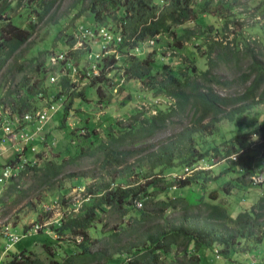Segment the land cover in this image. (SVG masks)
<instances>
[{"label":"trees","instance_id":"trees-1","mask_svg":"<svg viewBox=\"0 0 264 264\" xmlns=\"http://www.w3.org/2000/svg\"><path fill=\"white\" fill-rule=\"evenodd\" d=\"M61 1L38 0L37 7L32 8L28 15H34L37 22H41L48 16L53 6ZM262 3L264 5V0ZM74 4L77 7L83 5V9L92 21L82 22L66 32L63 41L64 51H59V53L66 52L68 61L76 62L74 78H70L72 70L67 68L70 76L59 77L55 84L48 83L55 87V93L53 96L47 93L45 105L56 103L62 98L67 100L66 106L62 109L59 127L66 130L68 136L73 135V128L67 127L65 122L70 113L76 112L77 102L87 101L91 95L90 99H95L96 104L107 106L111 98L117 96L114 90H130V87L128 88L130 82L140 87L143 97L150 94L159 96L171 106L154 105L156 114L153 116L141 112L134 114L127 126H122V121L106 126L102 134L103 138L107 137V140L103 143H96L98 137L94 134L98 126L102 127L101 124L96 126L87 122L81 123L80 131L75 136L83 137L84 140L90 139L96 147L87 145L83 149L79 144H75L72 147L75 153L71 156L69 154L67 163H74L78 159L76 156L79 151H81V159L84 156L94 158V152H100L101 160H95L94 163H99L100 169L104 170L103 173H106L109 168L116 169L125 163L127 155L135 154L122 150L125 146L135 142L141 143V140L154 135L166 123H169L168 119L172 120L187 112L191 113L194 119L192 128L195 129L197 125L200 128L199 135L196 137L192 130H185L176 141H169L159 148L158 153L150 154L148 169L157 168L158 175L152 174L156 178L144 184L126 183L127 173L131 168H126L124 174H119L117 182L114 179L106 181L105 178H100L96 184L85 186L78 180L77 186L83 187L88 195L87 202H82L79 207H73L70 199H64L65 194L61 193L60 204L64 214L58 224L51 226L57 240L50 239L47 243H42L51 257L43 261L25 248L9 253L11 255L4 264H203L204 251H213L215 247L219 250L217 255L226 259L224 264H264V183L253 186L249 180L254 190L259 189L256 194L260 196L250 206H246L243 200L237 201L244 207L242 211L239 210L240 212L222 204V198L219 197V195L228 197L231 189L244 190L242 185L245 178L251 179L264 169L259 170L256 167L257 162L261 161L260 156L264 154V117L253 120L249 124L251 133L260 136L257 140L253 139L251 143L254 144L251 149L257 151L252 156L242 150V143L247 137L244 133L234 134L229 141L224 142L225 149L214 146L213 142L205 145L200 142L208 136L203 130H211L210 134L217 131L218 123L222 118L228 122H235L262 103L264 27H260L262 34L254 33L253 29L245 31L259 36H255V52L254 49H249L248 35L236 29L234 31L236 35L232 40L235 46L229 43L224 44L222 41H209L197 46L195 53L204 51L201 53L204 54L202 57L200 55L197 57L205 60L204 71L196 67L189 69L187 66L172 69L171 64L174 58L167 55L169 50L179 53L184 51V57L193 59L194 50L184 46L183 43L188 42L195 33L182 26L192 20L197 22L198 17L209 14L208 17L217 22L215 25L208 26V29H214L223 36L225 32L216 26L218 22L223 24L222 29H225L228 23H232L236 28L240 25V21L233 17L236 9L241 7L239 0H201L200 2L197 0H75ZM10 5L5 0L3 5L0 2V73L5 69V65L8 66V73L25 70V67L20 64L23 60L19 53L28 44L36 27L35 24H30L22 28L14 25L8 15L3 17L10 9ZM241 13L239 11L236 16H240ZM80 16L78 12L76 18ZM197 23L199 27H203L204 20ZM80 25L88 28L104 27L123 39L117 46V52L121 55L119 60L116 61L113 54L102 58L98 75L91 73L84 61L87 60L91 51L95 55L94 52H98L99 46L90 43L82 48H73L76 43L75 31ZM176 28L180 29L178 34ZM168 38L174 39L172 44L166 42ZM149 41H152L153 45H149ZM240 42L243 49L239 47ZM159 44L166 45L167 50L159 53L155 48ZM135 50L145 52L137 54ZM158 57L163 61L159 71L154 67ZM245 59L248 61L247 73L241 74L236 79L233 78L231 82H220L218 76L214 74V71L223 64L239 67L241 61ZM31 62L35 63L36 59H32ZM29 82L30 80L25 81L22 78V82L13 91H8L6 96L12 113L19 116L20 125L31 126L34 122L24 121L21 116L40 110L42 100L36 101L35 96L39 93L46 96L47 90L43 88L42 92H39L37 91L39 89H34ZM233 83L242 86L243 91L221 96L212 87L213 85L228 86ZM5 85L0 87L5 88ZM92 90L95 94H91ZM121 104L125 106L126 101H122ZM131 113L134 112L131 111L129 114ZM140 116L143 118L142 121L138 120ZM206 120L209 121L208 124L201 126L200 124ZM12 128L11 134L14 135L16 129ZM0 131H2L1 128ZM2 132L5 134L4 131ZM23 138L25 137L22 135L19 141L22 142ZM27 144L23 152L16 153L6 163H16L19 155H23L26 159L24 170L18 172V175L14 177L16 180H12V184L5 191L4 199H8L7 202L11 200L12 193L18 197L10 202V206H17L28 198L27 192L39 186H48L49 182L58 177L63 170V163L57 160L51 163L47 158L48 160L44 159L42 164L38 159L43 154H35L29 159L25 157L28 156L27 152L31 148ZM60 147L58 146L57 149ZM91 150L94 151L91 152ZM73 156L76 159H72ZM232 156H235V159L230 160ZM215 158L217 162L223 159L229 162V166L226 169L223 168L217 176H210L208 172L201 169L195 170L197 167L195 165L198 163L205 165ZM211 165L213 164L209 166ZM148 169L143 165L136 168L135 173L139 180L151 177L145 176ZM27 172L36 175V179L33 187L30 186L31 188L23 191L20 189L21 181ZM39 172L41 174H38ZM172 172L179 173L184 178L171 180L164 176ZM229 177L232 180H228ZM213 183H216L218 188L207 192L208 186ZM121 184L124 185L121 186ZM194 185H199L203 193L185 195V189ZM170 193H172V201L167 202L162 199L163 195L168 197ZM7 202L2 203L7 204ZM26 203H28L27 206L30 204ZM178 206L181 207L178 225L171 226L172 228L155 226L137 245L128 243L114 256L106 255V252L91 251L93 241L101 242L105 239L102 245L113 244L121 234L127 236L138 228L150 224L152 219L165 217L162 216L165 211L169 209L176 211ZM103 214H118V221L121 222L118 232L113 230L106 232L102 228ZM129 215L133 222L130 228L127 224H122L124 217ZM56 247L57 251H53L52 248ZM172 248L178 250L174 257H170ZM250 256H254L256 261H251Z\"/></svg>","mask_w":264,"mask_h":264},{"label":"rangeland","instance_id":"rangeland-1","mask_svg":"<svg viewBox=\"0 0 264 264\" xmlns=\"http://www.w3.org/2000/svg\"><path fill=\"white\" fill-rule=\"evenodd\" d=\"M37 1L38 0H21L19 7L16 9H13L8 12V16L13 18L14 21L16 20H22L24 23H20L22 27L26 28L29 24H35L36 27L33 32V36L29 39L28 44L26 47L19 53L21 55V58L23 62L22 64L25 67V70L22 72L14 71L12 73H8L6 69H4L0 73V86H3V84H6L4 87H0V123H6L7 120H12L13 117L11 116L12 110L10 104L7 102L9 99L6 96V93L8 91H13V89L16 88V84L14 82H11V79L17 82V84H20L22 82V78L25 81L30 80L29 84L34 86V89H39L37 91L42 92L41 89L47 90L46 96L39 93L35 96L36 101L42 100L41 105L43 107H47L48 105L45 103L47 102V93L50 96H53L55 93V87L52 85H49L48 83H51L50 79L51 77H57L59 74L61 67L60 66H51L48 63V57L51 54L58 53L59 51H64L63 48V41L66 32H69L71 28L74 26H77L78 24H81L82 22L89 23L92 21L91 18L88 17L87 12L83 9L82 6H76L74 4L75 0H62L60 3H56L51 11L49 12L48 16H46L41 22H37L35 16L32 14L28 15L29 12H31L32 8L37 7ZM201 0H197V2H200ZM263 0H239V3L241 5L240 9H236L235 14H233V17L238 22L240 21V25L238 28H236L232 23H228L227 27L225 29L223 28V24L218 22L216 26L220 27L221 30L225 32V35H220V33L217 31H214V29H208L210 25L217 22L214 19H211V17H208L209 14L204 15V17H198L196 20L197 22L204 20L203 27H199L198 23L195 20L189 21L184 26H182L184 29H190L192 30L195 35L194 37H191V39L188 42H184L183 45L194 50V54L192 55L193 59H188L187 57H184V51L178 52L169 50L167 55L172 56L174 58L171 66L172 69H176L177 67H184L187 66L189 69H192L194 67L200 69L201 71H204L206 69V66L204 65V59L197 58L198 55L201 57L204 54L203 50L199 51V54L196 51L197 46H200L202 43H206L209 41H222L224 44L229 43L231 46H235V42H233L234 31L236 29L242 30L240 33L244 35H248V44L249 49H254V52L256 51V37L258 35H255L253 33L250 34L245 32L247 30H252L254 33L262 34V30L260 27H264V5L262 3ZM15 8V7H14ZM239 11H241L240 16H236V13L239 14ZM80 12L81 16L76 18L77 13ZM217 30V28H215ZM179 28H176V33L178 34ZM203 31V34H201ZM244 32V33H243ZM196 35L198 36L196 38ZM250 35V36H249ZM172 36V35H171ZM256 36V37H255ZM259 37V36H258ZM173 38V37H171ZM174 39L168 38L166 42L172 44ZM239 47L243 49L241 42L238 43ZM162 44L155 48H157V51L159 53L165 52L166 45L162 46ZM113 54L115 57L117 55V51ZM110 54V55H111ZM109 56V55H108ZM106 56V57H108ZM105 57V58H106ZM248 58V57H244ZM32 59H36V62H31ZM170 60V59H169ZM96 62L98 65H100L101 62L99 60ZM76 62H74L75 64ZM84 63H87V60L84 61ZM87 63V68L89 69ZM247 64L248 61L245 59L241 61V64L239 67H236L235 65H221L216 71H214V74H216L220 80V82H231V80L234 78L236 79L243 73H247ZM163 65V61L160 57H158L154 62V67L156 70L159 71L161 66ZM241 69V70H240ZM240 70V72H239ZM99 73V70H98ZM6 76V77H4ZM67 76V75H66ZM75 76V75H74ZM74 76H71L70 78H74ZM60 76H58L59 79ZM233 79V80H234ZM57 82V79L55 80ZM73 82H75L73 80ZM55 84V83H51ZM13 85V87H12ZM130 87V90H120L117 93V96L114 97V100H118V104H108L107 106H100L96 104L95 99L91 101V97H89V100L83 101V102H77L76 103V112L70 113V116L68 115V118L65 122V125L69 128H73V135L71 134L68 136V132L66 130L61 129L60 126V118L62 116V109L66 106L67 100L62 98L58 100L56 103L52 104L55 105L56 112H54L51 116V118L47 121L45 126L42 128V125H38L36 123L33 124L34 131H37V128L39 129V132L42 133L44 129H46V132L42 135L44 141H42L43 144V150H46L47 155L49 157V161L53 163V160L60 161V163H63V170L61 174L51 180L48 184V186L44 187H37L33 189L32 191L27 192L28 193V199H26L21 205L17 206H10L11 200L8 202L7 208H5V214H7V222L10 223L11 227L14 229V224L20 223L23 224L25 227L23 228H29L32 230L33 226L38 225L40 227V230L38 233L34 234L33 239H26L23 243H32L29 245V249H34V254L36 257H38L41 260L46 261L48 257V252L46 249H44L41 246V241L43 239L42 235H47L50 238L55 235L52 234L51 226H53L56 221H58L64 213L61 211V193L63 192L65 194L64 199L69 200L70 204L73 207H79L82 202H87V193L83 187L79 188L80 186H77L78 180L83 182V185L85 186H91L93 184H96L100 178H105L106 181H109L110 179H114L116 182L118 181L117 176L121 173L124 174V170L126 168H131L130 172L127 173L126 183H140L144 184L148 180L155 179L156 177L152 176V174L156 173V176L158 175L157 168L155 170H150L148 165L149 164V158L150 154H153L155 152L158 153L159 148L165 144H167L169 141H176L177 138L185 131V130H192V132H195V136L199 135V127L198 125L194 128L192 120V114L187 112L186 114L182 116H177L175 118L168 119L169 123H166L162 128H160L154 135L144 138V140H141V143L135 142L131 143L130 146H125L122 150H126L127 152H133L135 154L133 155H127L125 163L116 168V169H108L106 173H103L104 170L100 169L99 163H94L95 160L99 161L101 160V153L100 152H94L93 157L84 156V158H80L81 151L77 152V160H75L74 163L68 164L69 160V154L70 156L74 154L73 148L75 144H79L80 147L83 149L86 148L87 145L93 146L90 139H83V137H76L77 132L80 131L81 123H88V119L93 122L92 124H95L96 126L101 124L102 127H97V129L94 131V134L98 137L96 143H103L107 140L106 138H103V129L110 125L114 124L118 121H122V126H127V123L131 121V116L134 114H138L139 112L145 113V115L153 116L156 114L154 110V105L158 106H171L170 103H168L166 100L159 96H154L150 94V96L145 95L144 97L141 94L140 87L134 83L130 82L128 88ZM214 91L221 95V96H227L229 94L243 91L242 86H238L237 84H231L228 86H212ZM223 87V88H222ZM228 87V88H227ZM10 89V90H9ZM7 90V91H6ZM21 94H23L21 92ZM91 94H95L94 90L91 91ZM141 94V95H139ZM130 98V99H127ZM122 101H126V105L123 106L121 104ZM89 102H92V104H89ZM134 112L129 114L130 112ZM127 114V115H126ZM54 116L59 117L58 119L53 118ZM125 116V117H123ZM264 117V98L262 99V103L258 105L254 110H252L250 113L246 115H242L240 119L236 120L235 122H228L225 119H221V121L218 123V129L215 130L213 133L210 134L211 130H203L204 133L208 134V136H205V139H202L200 141L203 145L206 143L209 144L213 142L214 146H220L222 149H225L226 145L224 142L229 141L234 134H246L247 137H245L244 143H242L243 146V152L249 154V156L254 155L257 151H255L253 148L254 144H251L253 142V139L257 140L260 136L259 134H252V129L249 128V124L253 120H260ZM12 118V119H11ZM23 118V117H21ZM53 119V123H52ZM142 116L138 118V120L142 121ZM166 121V122H167ZM55 122L57 124L54 126ZM208 120L202 122L200 125H206L208 124ZM19 122H17L18 124ZM18 126V125H17ZM49 126V127H48ZM79 127V129H78ZM43 129V130H42ZM212 129V128H211ZM69 131V130H68ZM20 133V131L18 132ZM29 133V132H28ZM35 134L30 132L29 134H23V137L29 138L30 135ZM119 135V133H117ZM18 135V134H16ZM76 137V138H75ZM9 146L14 145L15 150L18 148H22L27 140H23L24 142H21L17 139L15 135H7ZM32 138V136H31ZM33 139V138H32ZM54 139V144H48L49 141ZM16 141V142H14ZM14 142V143H13ZM21 142V143H19ZM59 144V145H58ZM20 146V147H19ZM58 146L60 147L59 149ZM91 147V148H92ZM94 150H91V152ZM90 153L89 151H87ZM264 156V154L262 155ZM260 156V162H257V169L264 168V157ZM75 156L72 157V159H76ZM230 160L235 159V156H232L229 158ZM48 160V159H46ZM43 164V161H41ZM40 163V165H41ZM210 164H213L209 166ZM143 165L146 167L147 173L145 176H151L147 179H141L139 180L138 175L135 173V170L138 166ZM134 166V167H133ZM197 166V167H196ZM227 166H229V162L226 159V161L220 160L217 162L216 158L213 159L211 162L207 164L198 163L195 165V170H203L204 172H208L210 176H217L222 172L221 170L224 168L226 169ZM38 174H41L40 172ZM166 178H171V180H178L181 177V174L179 173H169L164 174ZM181 178H184L182 176ZM36 179V175H32V173H29L23 180L21 181V190L25 191L30 186L33 187L34 180ZM248 177L245 178L244 184L242 187L245 189H231L229 191L228 197H223L221 203L224 205L231 206L238 212L239 210L244 208L242 207L241 203H237V201H244V204L246 206H250L253 201H256V198H258L260 195H255V193L259 190H254L252 186L249 184ZM228 180H232V178H228ZM124 184H121L123 186ZM4 184L0 183V189L3 190ZM30 187V188H31ZM217 184L213 183L208 186V190H216ZM248 190H251L253 192H250ZM173 192V191H171ZM198 194L201 195L203 192L199 185H194L192 187H189L185 189V195L191 196L192 194ZM206 195V194H205ZM51 197V198H50ZM162 199H165L167 202H170L173 200L172 193L166 197V195L162 196ZM29 202L30 204L27 206ZM181 207L178 206L176 211H165V213L162 216L161 219L154 218L151 220V223L143 226L141 228H138L136 231L130 233L127 236H123L122 234L117 238L113 244H103V241L101 242H92L91 243V251L92 252H106V255H112L114 256L118 252L122 251V247L125 246L128 243L137 245V243L142 240L150 231L153 229V227L157 228H165L170 227L174 225H178L180 222V216H181ZM69 210V209H67ZM118 214L112 215V214H103L101 216L102 220V228L108 232L110 230H113L114 232H118L120 229L121 222L118 221ZM127 224L128 228H130L133 224L132 220L130 219V215L128 217H124V220L122 221V224ZM35 232V231H33ZM45 233V234H44ZM42 234V235H41ZM67 238V237H65ZM80 241V239H78ZM34 243H36V246H34ZM53 251H57V247L55 249L52 248ZM216 247L211 250L204 251L205 256H202V263L203 264H224L226 259L221 258V255L218 256V258H215L214 251H216ZM219 251V250H218ZM178 250L175 248H172L170 250V257H174L177 254ZM249 259L251 261H256V258L254 256H250Z\"/></svg>","mask_w":264,"mask_h":264},{"label":"built area","instance_id":"built-area-1","mask_svg":"<svg viewBox=\"0 0 264 264\" xmlns=\"http://www.w3.org/2000/svg\"><path fill=\"white\" fill-rule=\"evenodd\" d=\"M75 38H76V43L73 47L74 49L82 48L85 46V44H90V43H94L99 46L98 52H94L95 55H93V51L90 52V54L88 55L89 61H91V59H94L95 61L96 59L102 60V58H105L111 53L116 52L117 46L123 40L120 35H115L104 27L88 28V27H84L83 25L77 27L75 31ZM148 44L152 45L153 42L149 41ZM49 62L52 66H58V65L64 66V69L60 72L59 75L60 77L68 75L66 70L67 68L69 69L70 67H73L71 69L72 70L71 76H74L76 74V69L73 66L72 62L68 61L66 58V52L51 55L49 58ZM69 63L71 64L70 67H69ZM91 64L92 65H90L89 71L94 75H97L100 65L96 64L95 62H92ZM56 79L58 80V76L51 77L50 79L51 83H55ZM54 112H56L55 105L49 104L46 108L35 113L34 115L27 114L23 116V120L24 121L34 120L35 122H37L38 125H42L43 127V125L51 118ZM0 128L2 131L5 132V135H12L11 134L12 128L10 125L5 123H0ZM25 160L26 159L24 158V156L19 155L18 161L16 162L15 165L4 168L3 173L0 177V183H3L5 185L7 180L16 177L18 175V172L23 169ZM253 180L255 182H260L262 180V176H259L258 178H254ZM4 209L5 207L0 203V233L3 234L7 240L5 244V250H8L11 247V245H13L18 239L14 234H12L11 226L8 223L9 221L7 222V216L5 215ZM58 222L59 220L56 221L55 224H58ZM33 229L35 233H38L40 227L36 225L33 226ZM51 233L54 234L53 232ZM51 238L57 240L56 235H53Z\"/></svg>","mask_w":264,"mask_h":264},{"label":"crops","instance_id":"crops-1","mask_svg":"<svg viewBox=\"0 0 264 264\" xmlns=\"http://www.w3.org/2000/svg\"><path fill=\"white\" fill-rule=\"evenodd\" d=\"M3 1L4 0L0 1L1 2V5H3ZM5 1H6V3L8 5H10V4L11 5H10V9L6 12V14L3 15V17L7 16V14H8L9 11H11V10L16 9L17 7H19L20 2H21V0H5ZM9 18H11V17H9ZM11 19H12L14 25L19 26V27H22L20 23H24V21H22V20H16V21H14L13 18H11ZM22 28H24V27H22ZM5 69H6V71L8 70V66L7 65H5ZM11 82H14L16 85H19V84H17V82H15L12 79H11ZM7 84H8V82L6 83V85ZM89 97L92 98L91 95ZM87 99L89 100V98H87ZM92 102H89V104H92ZM111 104H113V105L114 104H118V100H114V98L113 99L111 98ZM44 108H46V107H43L40 110H42ZM40 110H37V112H39ZM33 114H29V115H33ZM11 116L13 117V119L12 118H11L12 120H7L6 119V123L8 125H10L11 128L14 127L16 129V132L15 133L18 134V135H16V134H14V135L16 136L17 143H18V140L20 138H22V133L23 134H29L32 131H33V133H35V134L30 135L28 139H27V137H25V138L22 139V142H24L23 141L24 139L27 140L25 142L24 146L27 144L28 140H30L27 145L28 146H31V148H30V151L27 152V155L28 156H25V157H27L29 159V158H33L35 154H43V156L38 159V160H40V162L43 161L44 159L49 158L48 155H47V152H45L46 150H43V144H42V141L45 140V138L43 139L42 135L46 132V129H44V130L42 129L43 130L42 133L41 132L40 133H37V132H39V129H41V128H37V131L35 132L34 129H32V127H34L33 125H31L32 126L31 127L30 125H20V123L17 124V122H19V116H17L14 113H11ZM21 117H23V116H21ZM53 118L58 119L57 122H59V117L54 116ZM21 119L23 120V118H21ZM32 121L37 124V122H35L34 120H32ZM57 122H55L54 126L57 124ZM52 123H53V119H52ZM88 123H91L92 124L93 122H91V120L88 119ZM45 124L43 125L42 128L47 127V126H45ZM12 131H13V128H12ZM19 131H20V133H18ZM31 136H32L33 139L31 138ZM9 142L10 141H8L7 135H5L2 131H0V177H1L2 173H3L4 168L9 167V166H13V165L16 164V163H12V164H6V163L10 159H12L16 153L23 152L24 146L22 148H18L14 152L15 147H14L13 144L9 146ZM14 142H16V141H14ZM54 142H55L54 139H52L51 141L48 142V144L51 143L53 145ZM19 143H21V142H19ZM24 168H25V164H24V167H23L22 170H24ZM28 173L29 172L25 173L23 177L25 178L26 175H28ZM259 176H262L263 177V180L261 182H255L253 179L256 178V177H259ZM12 180L15 181L16 178L13 177V178L7 180L6 183H5V185H4V187H3V190L0 189V192H1V195H0V203L3 204L5 208H7V205L9 204L8 202L10 200L7 202L8 199H4V194H5V191L8 189V187L12 184ZM249 180H251L253 186L264 183V169L262 170V172H259L258 174H256L254 177H252ZM250 192H253V191H250ZM255 195L257 196L256 193H255ZM11 196H12L11 201L12 200H15L16 198H18L17 195L14 194V193H12ZM10 197H8V198H10ZM26 199H28V198H25V200ZM24 201H22L19 205H21ZM2 202H7V204L2 203ZM23 227H25V226L23 224H20V223L14 224V229H13V227H11L12 234H14L17 237L18 240L13 245H11V247L8 250H5V244H6L7 240L4 237V235L0 233V264H4L6 262V260L9 258V255L12 254L11 252L19 251L20 249H25V248L28 249V250H30L29 249V245L32 244V243L27 244V243H23V242L26 239H33L34 238V234H36V233L33 232L34 230L32 231V228L29 229V228H23ZM42 236H43V239H42L41 244L39 246L43 245L42 244L43 242L44 243L45 242L47 243L48 241H50V239L52 241H55L54 239L48 237L46 234L45 235H42ZM34 246H36V243H34ZM30 251L34 253V249L33 250H30ZM9 253H11V254H9ZM214 255L215 256H218L217 255V250L215 251Z\"/></svg>","mask_w":264,"mask_h":264},{"label":"clouds","instance_id":"clouds-1","mask_svg":"<svg viewBox=\"0 0 264 264\" xmlns=\"http://www.w3.org/2000/svg\"><path fill=\"white\" fill-rule=\"evenodd\" d=\"M152 45H153V44H152ZM116 51H117V50H116ZM135 52H136L137 54H139V53H142V52H145V51H144V50H141V51H139V50H135ZM58 53H59V52H58ZM54 54H57V53H54ZM54 54H51V55H54ZM51 55H50V56H51ZM50 56L48 57V59L50 58ZM120 56H121V55L117 52V55H116V57H115V60L118 61L119 58H120ZM97 61H98V60H97ZM70 62H72L73 66L75 67L74 62H73V61H70ZM92 62H95L96 64H98L94 59H91V61H89L88 56H87V63H89V64H88V67H90V65H92V64H91ZM99 62H101L100 59H99ZM87 63L85 64L86 66H87ZM49 64H50V62H49ZM50 65H51V64H50ZM70 65H71V64L69 63V67H70ZM51 66H52V65H51ZM58 66L61 67L60 71L58 72V74H59V73L64 69V66H62V65H58ZM72 68H73V67H70L69 69L71 70ZM66 71H67V70H66ZM59 75H60V74H59ZM59 75H58V76H59ZM68 75H69V74H68ZM97 75H98V74H97ZM69 76H70V75H69ZM70 77H71V76H70ZM118 91H120V89H116V90H114V93L117 94ZM40 111H41V110H40ZM35 113H36V112H35ZM35 113H34V114H35ZM34 114H33V115H34ZM256 178H258V177H256ZM262 180H263V177H262ZM262 180H261V181H262ZM261 181H260V182H261Z\"/></svg>","mask_w":264,"mask_h":264}]
</instances>
